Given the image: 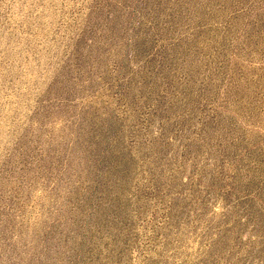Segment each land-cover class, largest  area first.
<instances>
[{
	"label": "rangeland",
	"instance_id": "374dc122",
	"mask_svg": "<svg viewBox=\"0 0 264 264\" xmlns=\"http://www.w3.org/2000/svg\"><path fill=\"white\" fill-rule=\"evenodd\" d=\"M0 264H264V0H0Z\"/></svg>",
	"mask_w": 264,
	"mask_h": 264
}]
</instances>
